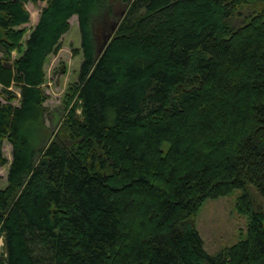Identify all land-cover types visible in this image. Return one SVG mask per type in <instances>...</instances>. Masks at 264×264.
<instances>
[{"label": "trees", "instance_id": "16d2710c", "mask_svg": "<svg viewBox=\"0 0 264 264\" xmlns=\"http://www.w3.org/2000/svg\"><path fill=\"white\" fill-rule=\"evenodd\" d=\"M73 15L53 133L45 65ZM0 52V264H264V0H0ZM238 189L247 235L210 253L197 215Z\"/></svg>", "mask_w": 264, "mask_h": 264}, {"label": "rangeland", "instance_id": "374dc122", "mask_svg": "<svg viewBox=\"0 0 264 264\" xmlns=\"http://www.w3.org/2000/svg\"><path fill=\"white\" fill-rule=\"evenodd\" d=\"M45 4V1H40L37 5L32 2L27 3V7L31 12V19L30 22L25 24L29 29L26 38L36 25L41 7ZM70 22L69 31L62 37L61 48L49 55L45 65L47 72L45 89L49 94L45 103L48 108L47 124L53 130V133L61 118L63 119L66 105L65 94L69 87L78 80L83 60L78 16L73 15ZM75 48L77 51H74ZM0 55H2L1 52ZM14 56L18 57L19 53L14 51ZM12 90L20 97V89L17 85H13ZM14 102L19 104L18 99H15ZM78 113H81L80 108ZM12 150V144L6 139L3 151L9 160L12 159ZM8 169L9 163L0 164V188L5 187L8 183ZM241 192L242 190L238 189L227 195L209 198L198 213L196 224L208 252L217 253L246 237L248 219L240 214L236 208V201ZM3 245V237L0 236V249L3 248Z\"/></svg>", "mask_w": 264, "mask_h": 264}, {"label": "water", "instance_id": "95a60500", "mask_svg": "<svg viewBox=\"0 0 264 264\" xmlns=\"http://www.w3.org/2000/svg\"><path fill=\"white\" fill-rule=\"evenodd\" d=\"M124 13V12H123ZM122 13V14H123ZM117 24H118V21H116V23L112 26V29L108 32V34L106 35L104 41H103V44L99 50V54H101V52L104 50V48L106 47V45L108 44V42L110 41V39L112 38L115 30H116V27H117Z\"/></svg>", "mask_w": 264, "mask_h": 264}]
</instances>
